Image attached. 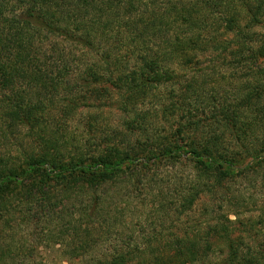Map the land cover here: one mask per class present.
I'll list each match as a JSON object with an SVG mask.
<instances>
[{
  "label": "trees",
  "instance_id": "obj_1",
  "mask_svg": "<svg viewBox=\"0 0 264 264\" xmlns=\"http://www.w3.org/2000/svg\"><path fill=\"white\" fill-rule=\"evenodd\" d=\"M257 178L258 215L224 212ZM114 192L148 234L116 238ZM13 223H41L59 264H264V0H0V232Z\"/></svg>",
  "mask_w": 264,
  "mask_h": 264
},
{
  "label": "rangeland",
  "instance_id": "obj_2",
  "mask_svg": "<svg viewBox=\"0 0 264 264\" xmlns=\"http://www.w3.org/2000/svg\"><path fill=\"white\" fill-rule=\"evenodd\" d=\"M104 111V115H106L107 117L106 120L110 124L116 122V120H118L120 117V113L113 108L110 110L105 107ZM75 127H78V124ZM11 152H14V149ZM182 170L183 169L180 168L177 169L178 173ZM260 183L261 182L259 178L256 179L254 185H248L245 181H241V179L234 183L231 191L234 189V192L241 193L240 197L238 196L239 203H237V205H234L233 207H228L227 205L224 206V212H234V210L237 208L238 211H241V213L245 214V216H257L259 212L257 211V207L255 208L254 206L258 204V202L262 199ZM251 195L256 201H254L253 198L249 199ZM113 196L114 203L127 206L126 214L128 216L126 222L130 225L128 229L119 231L116 238L121 233L129 234L131 233V230L136 229H141L136 230V232H140L141 234H148L149 232L147 230L149 229V227L148 225H145V222L143 224L142 222H140V225L131 224L132 220L133 222L137 221V223L139 220H145V217L147 216L149 211H147V208L142 207L144 204L140 206L139 204L136 205L131 201L126 202V197L124 198L123 196L122 199L119 200L117 197L120 196V194L115 196V192L113 193ZM205 204L217 206L215 200L211 201L209 197L201 198V200H199V202H197V204L195 205V209L193 210L194 212L189 214V217L192 218L194 216H197V214L200 212V210H202ZM230 217L233 218L232 213L230 214ZM42 228L43 225L41 223H34L32 225L13 223L12 225H9V227H6L2 232H0V246L3 248V250L0 251V260H34L35 263L38 264H59L61 260H66V258L62 256L63 253L59 251V249L61 248L60 245L45 244L44 246H42L44 243L40 244L41 236L44 232ZM116 238L113 240L114 243L118 241L116 240ZM123 240L126 241L127 239ZM123 240L121 242H124ZM121 242H119L118 244H120Z\"/></svg>",
  "mask_w": 264,
  "mask_h": 264
}]
</instances>
